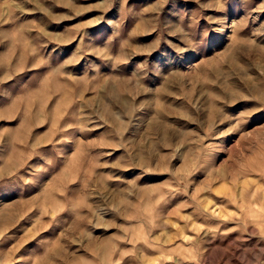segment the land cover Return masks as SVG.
<instances>
[{"label": "rangeland", "instance_id": "1", "mask_svg": "<svg viewBox=\"0 0 264 264\" xmlns=\"http://www.w3.org/2000/svg\"><path fill=\"white\" fill-rule=\"evenodd\" d=\"M0 264H264V0H0Z\"/></svg>", "mask_w": 264, "mask_h": 264}]
</instances>
